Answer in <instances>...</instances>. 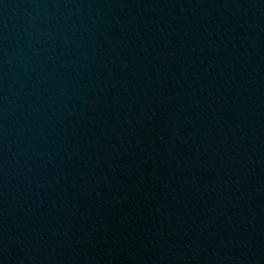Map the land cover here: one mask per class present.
I'll use <instances>...</instances> for the list:
<instances>
[{
	"label": "water",
	"instance_id": "1",
	"mask_svg": "<svg viewBox=\"0 0 264 264\" xmlns=\"http://www.w3.org/2000/svg\"><path fill=\"white\" fill-rule=\"evenodd\" d=\"M0 264H264V0H0Z\"/></svg>",
	"mask_w": 264,
	"mask_h": 264
}]
</instances>
